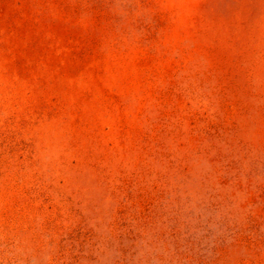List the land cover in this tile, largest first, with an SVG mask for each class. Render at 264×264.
<instances>
[{
    "label": "rangeland",
    "instance_id": "rangeland-1",
    "mask_svg": "<svg viewBox=\"0 0 264 264\" xmlns=\"http://www.w3.org/2000/svg\"><path fill=\"white\" fill-rule=\"evenodd\" d=\"M0 264H264V0H0Z\"/></svg>",
    "mask_w": 264,
    "mask_h": 264
}]
</instances>
